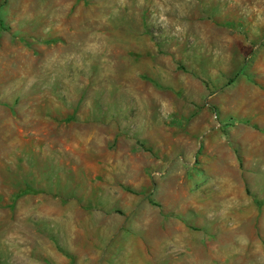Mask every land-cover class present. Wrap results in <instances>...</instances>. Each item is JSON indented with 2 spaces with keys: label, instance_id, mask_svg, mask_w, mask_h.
Returning <instances> with one entry per match:
<instances>
[{
  "label": "rangeland",
  "instance_id": "obj_1",
  "mask_svg": "<svg viewBox=\"0 0 264 264\" xmlns=\"http://www.w3.org/2000/svg\"><path fill=\"white\" fill-rule=\"evenodd\" d=\"M0 264H264V0H0Z\"/></svg>",
  "mask_w": 264,
  "mask_h": 264
},
{
  "label": "trees",
  "instance_id": "obj_2",
  "mask_svg": "<svg viewBox=\"0 0 264 264\" xmlns=\"http://www.w3.org/2000/svg\"><path fill=\"white\" fill-rule=\"evenodd\" d=\"M18 196H20V195H18Z\"/></svg>",
  "mask_w": 264,
  "mask_h": 264
}]
</instances>
